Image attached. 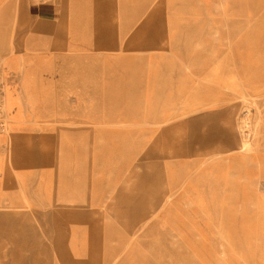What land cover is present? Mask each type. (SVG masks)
<instances>
[{"label":"rangeland","instance_id":"374dc122","mask_svg":"<svg viewBox=\"0 0 264 264\" xmlns=\"http://www.w3.org/2000/svg\"><path fill=\"white\" fill-rule=\"evenodd\" d=\"M115 1L99 0V20L109 21L107 27L111 29H133ZM238 1L245 7L253 4V0ZM175 10L157 0H141L139 14L134 16L156 21L164 18L167 24L158 22L157 26L169 29L173 27L170 21L183 14ZM238 29L241 37L233 39L228 30L225 41L227 70L236 72L241 66L253 69V56L257 61L264 56V42L253 43V26ZM104 60L112 63L110 68L103 66ZM162 60L158 56L98 58L97 115L130 121L124 128L127 131L109 132L119 136L105 137L108 132L99 129L94 139H38L35 151L41 152L39 157L45 153L55 154V158L47 164L50 168L37 163L31 171L48 173L51 194L44 199L36 197L30 204L2 209L5 212L0 215L2 240L12 231L18 242L32 250L33 259L28 257L31 264H264V90L257 93L241 89L239 93L227 87V94L236 97L235 101L226 99L215 104L225 128H230L232 118L234 125L240 122L239 133L249 138L250 152L242 155L230 148L219 155L211 152L204 162L197 163L187 150H197L202 141L228 142L234 139L233 130L203 135L197 124L199 112L161 121L172 104L162 102L161 90L135 87L161 83L163 74L169 88L175 76H183L179 70L172 74L169 68L162 69ZM199 79L200 74L194 73L193 83ZM3 92L6 123L1 130L5 131L9 120L5 85ZM235 105L237 112L231 117ZM216 126L213 124L211 130ZM186 130L188 135L183 136ZM176 140H183L186 146L177 160L181 165L177 170L158 169L163 167L158 163L176 161L167 158ZM63 150L64 164L69 168L52 169L62 162ZM68 151L79 153L74 162L69 163ZM227 160L231 161L229 166ZM165 172L170 174L166 176L168 181L180 174L181 184L159 201L160 186L155 190L154 178ZM19 175L23 181L28 178V172L18 171V180L22 181ZM73 184L82 186L78 194ZM91 184L98 190L92 187L91 191ZM119 184L126 191L138 188L137 197L143 200L112 195ZM174 221L185 242L173 232ZM127 251L131 252L129 257Z\"/></svg>","mask_w":264,"mask_h":264},{"label":"crops","instance_id":"0c3cea01","mask_svg":"<svg viewBox=\"0 0 264 264\" xmlns=\"http://www.w3.org/2000/svg\"><path fill=\"white\" fill-rule=\"evenodd\" d=\"M98 2L0 0V73L9 116L7 130H0V215L2 209L14 208L17 203L30 204L36 197L44 199L51 194L48 173L33 174L31 171L37 163L42 168H50L47 164L53 163L51 160L55 158V154L46 155L44 152L39 157L41 152L35 151L38 139H94L99 129L108 132L105 137L119 136L109 132L127 131L124 128L130 121L97 115L99 57L123 60L158 56L164 58L162 69L169 68L172 74L178 70L182 73L180 78L174 77V84L169 88L163 74L161 83L153 81L135 88L162 91V102L172 106L166 110L161 121L199 112L197 124L203 135L226 129L232 133L233 130L234 139L228 142L202 141L197 150H187L197 163L204 162L205 155L211 152L224 153L235 147L240 138V122L234 125L235 119L232 118L230 128H225L222 116L215 107L216 103L226 99L235 101L236 97L227 94L226 88H234L239 93L241 89L257 93L264 90V56L260 61L253 56V69L245 70L247 68L241 66V70L231 71L227 70L225 47L226 31L233 30L234 33L228 32V35L237 39L242 36L238 29L242 25L253 26V43L264 42V0H253L248 7L241 6L238 0H157L164 7L170 5L177 12L183 11L184 15L170 21L173 27L169 29L157 26L158 22L160 25L167 24L164 18H157L160 21H156V18L134 16L139 14L141 0H116L115 4L122 7V12L134 27L126 31L108 28L109 21L99 20ZM130 3L133 5L130 6ZM126 22L129 21L126 19ZM122 63L125 64V61ZM111 64L108 60L103 61L106 68H110ZM194 73L200 74L197 83H193ZM147 94L150 96V93ZM236 105L230 113L231 117L237 112ZM213 124L217 126L211 132ZM182 135L187 136V130ZM179 141L176 140L167 152V158L176 161L158 163L163 166L158 169H178L181 163L177 160L186 150L185 142ZM69 146L73 148L72 144ZM63 151L62 162L58 161L61 165H52V169L69 168L70 165L64 164L66 151ZM67 153L69 163L74 162L79 154L73 151ZM229 163L227 160L228 166ZM18 171L28 172V178L23 181L19 175L22 180L19 181ZM167 175L170 174L160 173L154 178L155 190L160 186L156 200L167 198L181 184L180 174L169 181ZM73 185L77 187L78 194L82 186ZM96 186L91 184L90 190ZM138 190L126 191L125 186L119 184L112 195H132L134 199L128 197L126 200H143L137 197L140 196ZM172 224L173 232L183 241L177 222ZM13 234L10 231L4 235L3 241L0 228V264H31L28 257L33 259L32 250L26 243L18 242ZM130 253L127 251L126 256L129 257ZM89 255L95 257L92 253Z\"/></svg>","mask_w":264,"mask_h":264},{"label":"bare ground","instance_id":"6f19581e","mask_svg":"<svg viewBox=\"0 0 264 264\" xmlns=\"http://www.w3.org/2000/svg\"><path fill=\"white\" fill-rule=\"evenodd\" d=\"M244 98H246V96L244 95L243 96ZM244 108V107H243ZM247 109V108H246ZM243 123L245 122V120L242 121ZM241 126V125H240ZM243 127V126H242ZM241 128V127H239ZM212 132V130H210ZM242 131V130H241ZM244 134V133H243ZM246 136V135H245ZM244 135H242V133L240 134V138L238 139V143H235V147L233 148H236L240 151V153H242V155H246L248 154V152H250V143L249 142V138L247 139ZM252 146V144H251ZM217 155V153H216ZM219 155V153H218ZM230 158V157H229ZM230 160V159H229Z\"/></svg>","mask_w":264,"mask_h":264},{"label":"built area","instance_id":"2783aa9c","mask_svg":"<svg viewBox=\"0 0 264 264\" xmlns=\"http://www.w3.org/2000/svg\"><path fill=\"white\" fill-rule=\"evenodd\" d=\"M3 83L0 77V130L3 128L5 123L4 111H3Z\"/></svg>","mask_w":264,"mask_h":264}]
</instances>
